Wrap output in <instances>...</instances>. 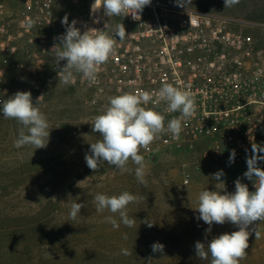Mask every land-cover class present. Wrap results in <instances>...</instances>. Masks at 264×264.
<instances>
[{"label":"rangeland","instance_id":"rangeland-1","mask_svg":"<svg viewBox=\"0 0 264 264\" xmlns=\"http://www.w3.org/2000/svg\"><path fill=\"white\" fill-rule=\"evenodd\" d=\"M152 1L227 18L264 20V0H240L230 8H224V0H191L184 7L175 0ZM17 4L12 0V7ZM18 79L12 70L1 101L16 92ZM87 91L83 85L58 82L39 102L52 128L46 148H16L21 126L0 113V264H211L210 256L207 260L196 256L195 243L207 244L238 227L213 224L207 231L209 226L197 219L198 195L206 189L234 192L237 178L255 191L250 187L255 178L243 175L247 164L236 158L229 163L230 153L208 149L204 142L166 148L159 138L152 143L153 156L145 155L143 148L139 153L146 162V186L138 183L131 161L130 171L123 174L106 162L93 172L85 154L100 137L91 124L106 110L109 97L91 101ZM258 167L264 170V160ZM219 170L224 172V185L213 178ZM124 191L140 197L128 205L136 224L128 228L121 223L114 229L106 217L112 215L119 222L118 214L97 212L94 197ZM73 202L84 204L75 221L69 218ZM146 219L153 227H147ZM255 230L260 238L255 239L254 232L250 235L248 254L239 264H264V221L257 222ZM155 242L164 245L163 254L152 252ZM124 249L130 254L124 255Z\"/></svg>","mask_w":264,"mask_h":264},{"label":"built area","instance_id":"built-area-1","mask_svg":"<svg viewBox=\"0 0 264 264\" xmlns=\"http://www.w3.org/2000/svg\"><path fill=\"white\" fill-rule=\"evenodd\" d=\"M94 2L18 0L12 7V0H0V94L13 70L19 74L16 92L31 91L33 103L41 95L40 103L46 100L59 82L50 50L66 32L61 23L66 14L69 24L77 20L81 32L111 30L122 23L129 36L100 67L98 83L90 87L77 74L69 85L85 86L91 101L141 90L154 94L164 83L190 91L195 115L178 141L162 134L160 145L180 148L204 142L211 150H235L237 162L247 164L252 144L264 145V20L227 18L158 1L146 6L137 20L131 12L107 17L102 8L92 13ZM29 19L35 22L31 28L26 27ZM164 107L162 102L156 110L163 113ZM164 114L166 120L179 115ZM143 153L153 156V144ZM250 187L255 190L253 182Z\"/></svg>","mask_w":264,"mask_h":264},{"label":"clouds","instance_id":"clouds-1","mask_svg":"<svg viewBox=\"0 0 264 264\" xmlns=\"http://www.w3.org/2000/svg\"><path fill=\"white\" fill-rule=\"evenodd\" d=\"M180 7L191 4V0H175ZM240 0H224V8L238 4ZM152 0H95L91 5L92 13L103 9L107 17L124 16L134 13V19H140V14ZM29 19L26 27L34 26ZM66 32L58 37L59 43H54L50 52L54 54L57 64V77L59 84L69 85L75 83L77 74L82 75L91 87L98 83L100 67L114 54L118 42H123L129 35L126 34L122 23L115 24L111 30H98L86 28L81 32L76 27L77 20L68 22L66 14L61 21ZM33 43V41H32ZM65 61L63 66L60 62ZM44 95L36 98L33 103L31 91H17L12 96L0 101V113L5 119H14L21 127L18 138L14 141L16 148L31 146L35 149L46 148L49 143L50 127L48 118L39 107ZM154 107H146L149 103ZM163 102L164 112L156 109ZM197 104L190 91L182 90L171 83H164L156 93L141 90L138 93L125 92L108 98L106 110L94 118L92 131L99 133L100 139L90 143V153L85 154V161L89 169L97 172L103 163L113 166L121 174L130 171L129 161L135 167V176L138 183L147 185L146 162L140 150L149 146L162 134H170L173 140H179L180 134L186 124L196 113ZM164 113H178L166 120ZM252 155L247 158V171L243 174L247 179L253 180L255 191H249L247 184L239 178L235 181L234 192H221L203 190L198 195V220H202L211 230L213 224L223 225L231 223L238 227V231L223 233L213 238L209 243L200 241L195 243L196 256L201 260L211 257V264H239L247 256L249 237L254 232L255 239L260 238L256 231L257 222L264 221V170L258 167V161L264 156V145L253 143ZM235 150L230 153L229 163L234 162ZM223 170L213 174L217 184H223L221 177ZM56 200L55 197L51 198ZM140 197L124 191L119 195H106L97 193L94 197L97 212L108 211L118 214L119 222L112 216L106 217L114 229L122 223L128 228L136 224L135 218H130L128 205L137 202ZM84 208L83 203L71 204L69 218L75 221ZM147 227L153 223L147 219L143 221ZM127 237L125 236V239ZM153 253L163 254L164 245L155 242L151 245ZM124 255L130 253L124 249Z\"/></svg>","mask_w":264,"mask_h":264},{"label":"bare ground","instance_id":"bare-ground-1","mask_svg":"<svg viewBox=\"0 0 264 264\" xmlns=\"http://www.w3.org/2000/svg\"><path fill=\"white\" fill-rule=\"evenodd\" d=\"M95 1V0H94Z\"/></svg>","mask_w":264,"mask_h":264}]
</instances>
